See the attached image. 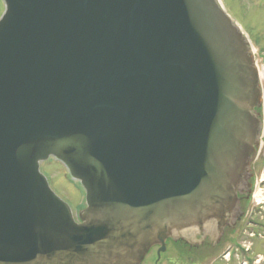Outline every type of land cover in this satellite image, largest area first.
<instances>
[{"label":"water","instance_id":"obj_1","mask_svg":"<svg viewBox=\"0 0 264 264\" xmlns=\"http://www.w3.org/2000/svg\"><path fill=\"white\" fill-rule=\"evenodd\" d=\"M0 264H141L221 237L260 136L218 0H1ZM85 192L74 219L39 166Z\"/></svg>","mask_w":264,"mask_h":264},{"label":"rangeland","instance_id":"obj_2","mask_svg":"<svg viewBox=\"0 0 264 264\" xmlns=\"http://www.w3.org/2000/svg\"><path fill=\"white\" fill-rule=\"evenodd\" d=\"M219 2L230 19L241 29V32L248 37L251 43L258 71L260 91L264 93V0H219ZM4 9V2L0 0V18L4 13ZM261 142L264 145L263 139H261ZM262 168H264V162L251 166L254 175L251 183L253 192L252 202H250L251 207L254 203H261L264 199V192L257 193L255 190V183L262 178L259 174ZM39 171L46 178L51 191L69 206L74 219L77 220V213L85 208V192L80 183L73 180L66 168L54 158H49L47 161L42 162L39 166ZM261 187L264 189V184ZM256 189L258 190V186ZM262 213L264 217V211ZM256 220L259 221L258 218ZM242 238L248 242L245 234H243ZM252 243L254 244V255L264 257V239H256ZM219 255L220 253H212L205 259L197 257L195 264L217 263ZM260 256L257 257V260H260ZM162 260L166 261V264H188L186 259L180 258L171 249H168L162 256ZM151 261L148 258L145 264H152ZM219 262L221 263V261ZM237 262L239 263V260Z\"/></svg>","mask_w":264,"mask_h":264},{"label":"flooded vegetation","instance_id":"obj_3","mask_svg":"<svg viewBox=\"0 0 264 264\" xmlns=\"http://www.w3.org/2000/svg\"><path fill=\"white\" fill-rule=\"evenodd\" d=\"M253 176L251 169L246 182L247 186L237 195V213L227 222L222 230L221 237L217 241L213 242L207 238L199 246H196L184 240L172 241L171 239L166 242L164 252L158 255L159 247H153L141 264H145L148 258L152 260V264H166V261L162 260V256L168 249L173 250L174 254L180 258L186 259L188 264H195L197 257L205 259L212 253H220V257L217 259L221 261V263L217 261V263L213 262L212 264H264V257L253 253L254 244L252 242L256 239H264V217L262 216L264 207L256 209L251 207L250 203ZM257 218L259 221L256 220ZM243 234L247 236L248 242L242 238ZM259 256L260 260H257ZM237 260L242 261L238 263Z\"/></svg>","mask_w":264,"mask_h":264}]
</instances>
